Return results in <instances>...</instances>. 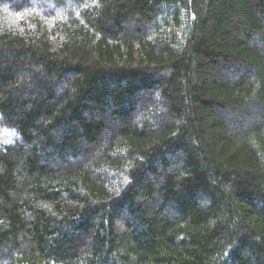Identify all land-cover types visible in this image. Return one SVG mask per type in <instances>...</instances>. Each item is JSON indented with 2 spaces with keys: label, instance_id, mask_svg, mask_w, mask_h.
I'll use <instances>...</instances> for the list:
<instances>
[{
  "label": "trees",
  "instance_id": "obj_1",
  "mask_svg": "<svg viewBox=\"0 0 264 264\" xmlns=\"http://www.w3.org/2000/svg\"><path fill=\"white\" fill-rule=\"evenodd\" d=\"M0 264H264V0H0Z\"/></svg>",
  "mask_w": 264,
  "mask_h": 264
},
{
  "label": "rangeland",
  "instance_id": "obj_2",
  "mask_svg": "<svg viewBox=\"0 0 264 264\" xmlns=\"http://www.w3.org/2000/svg\"><path fill=\"white\" fill-rule=\"evenodd\" d=\"M10 136H6V137H4V138H6L7 140H9L10 138H9Z\"/></svg>",
  "mask_w": 264,
  "mask_h": 264
}]
</instances>
